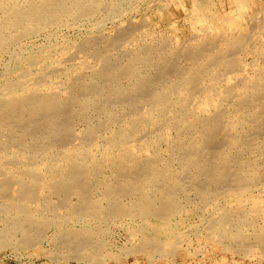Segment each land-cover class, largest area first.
I'll use <instances>...</instances> for the list:
<instances>
[{"label": "bare ground", "instance_id": "obj_1", "mask_svg": "<svg viewBox=\"0 0 264 264\" xmlns=\"http://www.w3.org/2000/svg\"><path fill=\"white\" fill-rule=\"evenodd\" d=\"M122 5V0H0V58L16 55L40 34H59L76 23L95 19L92 29L99 31ZM250 30L186 45L164 36L151 40L137 23L114 36L90 33L78 46L62 49L63 62L55 64L53 51L45 49L16 58L0 95V215L6 217L0 248L13 245L14 232H22L13 247L23 250L53 226L59 229V248L93 263L99 248L93 255L88 249L95 242L68 231L70 226L64 229L61 221L43 219L60 210L81 222L152 219L154 226L142 227L151 232L184 213L194 194L197 210L218 214L209 229L219 244L228 242L240 255L257 245L264 254V231H249L264 214V203L250 193L264 185V41L252 42ZM240 52L263 63L250 76L235 75L230 86L234 69L243 65ZM16 70L20 78L13 80ZM79 125L84 129L77 132ZM111 127V136H105ZM164 142L167 154L160 151ZM145 149L149 156L142 155ZM37 164L44 171L35 170ZM154 234L131 255H164Z\"/></svg>", "mask_w": 264, "mask_h": 264}, {"label": "rangeland", "instance_id": "obj_2", "mask_svg": "<svg viewBox=\"0 0 264 264\" xmlns=\"http://www.w3.org/2000/svg\"><path fill=\"white\" fill-rule=\"evenodd\" d=\"M122 3H123L122 10L119 13V15L116 16L115 20H108L104 24L103 28L99 31L95 32L94 29H92L94 28L93 26L96 23L95 19L84 21L81 23H76L72 27L67 28L68 30L65 29L59 32V34L55 33L54 31H51V32H48L50 34L43 33V34H40L38 37H34L33 39L27 41L24 44L22 48L23 50L22 49L17 50L16 55L14 54V55L1 56L0 58V95H2V90L10 82L9 81L10 78L6 76V72H8V70L11 69L12 67L15 68L17 59L20 58V55L22 56V54L23 56H25L26 55L25 52L27 53L31 50L37 51V50H44V49L48 51H53L52 59L54 63L56 64L60 60L63 62V60L61 59L62 49L66 47L70 48V47L78 46L82 42V40H84L86 37L91 35L90 33L95 32L96 34H100V35L104 34L108 36H114V34H117L119 29L121 30V28L122 29L126 28L127 26L131 24L137 25L138 23L144 32L150 33V35L152 36L150 37L151 40H153L155 37L164 36L166 38L171 39L174 43H178V44L189 45L192 42H193L192 44H195L208 35L210 37L215 36V38H219L221 37L220 34H223V32L224 34H227V35H235L237 32L248 30L250 28H251L250 30L251 33L249 34L252 36V38H255L254 41L252 40V42H256V39L257 41L259 40V42L261 43H263L264 41V32H263L264 31L263 29L264 28V21H263L264 20V0H145V1L122 0ZM132 6H136V7L138 6V7L135 10H133L131 8ZM229 15L232 17H230ZM220 18L222 21L220 20ZM141 22H144V24ZM257 22L261 24H257ZM254 24H257L256 26L257 28L253 30L255 26ZM144 25L146 26V28ZM250 26H252L253 28ZM215 28L216 30L219 29L218 30L219 32L216 31ZM204 30L206 31V33L204 32ZM252 30L254 33H252ZM261 31L263 32L262 34H261ZM49 36L52 38H50ZM127 43L131 44V43H134V41L130 40ZM250 44L248 45L249 46L247 48L248 50L251 47ZM52 45H54L53 47H56V49H54L55 51L51 47ZM20 51L23 53H20ZM243 53L244 52H240L238 54V57H241L242 60L244 59L245 61L243 60V65L237 66L234 69L233 74H232V77L233 76L234 77L233 78L230 77L231 79L229 80L230 86L231 84L232 86L235 84L234 78L240 77L237 75L239 74L241 75L242 73H244L245 75L250 76L257 69L256 67H258V65H261L263 63V60L261 61L260 59H256L251 54V52L244 53V54ZM185 63L186 62L182 63L183 66L187 65ZM26 67L28 66H25V68ZM240 69L242 70L241 72H240ZM38 70L39 68L34 67L32 68L31 71L32 73H37ZM235 75L237 77H235ZM12 76L14 77V78L11 77L13 80L15 78L19 79L20 72L16 70ZM2 81L3 82L5 81V82L2 83ZM225 105L229 107V105L227 104ZM112 128L113 127L108 129L106 133H104V135L107 137L111 136ZM82 129H84V127L81 125L76 127L77 132H80ZM115 130L117 131L116 128ZM130 145L133 149L135 148L134 150L138 151V147L135 145V143H131ZM160 151L163 154L168 153L166 142L160 145ZM94 152L97 154L99 153L96 150H94ZM27 153L28 151L26 152V154ZM142 155L149 156L150 151L145 149ZM3 166L6 168L5 170L7 172L9 173L13 172L12 166L10 167V165H7L5 163H3ZM35 166L36 167H34V169L36 168L41 172L44 171V168H46L42 164H37ZM21 167L30 168L31 166L26 165V163L25 164L23 163ZM254 188L255 189H253L250 193H252L256 199L258 200L261 199L259 200L261 203H264V185L259 186V187H254ZM55 200L56 198L53 199L54 202H56ZM77 202H78L77 199L73 198L71 200V205H75ZM127 203H130V202L127 201ZM221 206L223 207L225 206V204L221 203ZM198 207H200V202L197 196L196 195L194 196V194H191L190 203L185 206L184 213L177 216L176 218L174 217L173 220L171 218L169 221L163 224L160 228L156 229L155 231H151V232H145L143 228H144L145 223H149L150 225L153 224L152 226H154L156 222L152 219L145 222L144 220H139V219H136V220H130L127 218L117 219L114 217L110 219L102 218L94 222L93 220L87 218V219L82 220L81 222V219H76V220L70 219L71 217L68 216V212L66 210H60L59 213L55 214L56 216L55 215L47 216L46 219L44 218L43 220H46L47 222L50 221L53 223L57 221L58 222L61 221L63 222V225H66L64 226V229H67L70 226V228L72 227L71 228L72 230L68 228L67 229L68 231L71 232L75 230L74 233L76 234L78 233V234L86 235L85 236L87 237L86 239H89V240L91 239L90 240L91 243L95 242L94 244H92V247L88 249L89 251L88 253L93 255L95 249L99 248L98 256H97L98 261L100 260L99 262L96 261V262L91 263V262L77 261L76 260L77 258H75L74 254L70 250L64 247L59 248L58 245L55 244L56 243L55 239L59 235V229L53 226H48L46 228V231L43 230L42 239H37V241L35 240L36 241L34 242L35 245L33 244L29 246L30 248L27 247L28 249L25 248L23 250H17L16 247L15 248L13 247L14 243L19 242L23 238L22 232H14L13 234L14 236H12L13 245L10 244L8 247H5L3 249L0 248V264H264V254H262L260 248L257 245H252V249L250 250V252H248L247 255H242V254L240 255L239 253L233 252L231 251V249H229L228 242L227 243L224 242V244H226V247L225 245L219 244L217 242V238H213L211 236V230L209 229L213 220L218 217V214L216 213L213 214L209 210L199 211L197 210ZM0 217H1L0 218V234H1L2 232L6 230V225H4L3 223L6 217L4 218V216L2 215H0ZM65 217L67 218L66 220H65ZM262 217L257 220V223L254 224L253 227H250V230H249L250 233L261 232L262 230L264 231V229H262L264 228V220H263L264 214L262 215ZM85 222H88V224ZM97 224L99 226H96ZM102 224L105 226H102ZM92 226H95V227H92ZM90 227L94 229L90 230ZM97 227L99 229H97ZM24 228L25 230L30 229L29 226H24ZM100 228L101 230L103 229L102 233H101ZM55 229H57L58 231ZM96 229L100 230V232L97 231L98 232L97 233ZM251 230H254V231H251ZM95 232L97 233V235ZM178 232L181 235L180 234L178 235L177 234ZM91 234H94V235L92 236ZM153 234L157 238L156 243L163 245V248L167 250L164 255H162V253H155L151 257L147 255L145 256L144 253H142L143 255L141 254H137L134 256L131 255L134 252H136L139 247H142L144 243H149L150 241L148 240V236L149 238H151ZM98 238L100 240H98ZM98 244L100 245V247ZM172 244H173V248L175 249L173 248L169 249V247ZM57 249L58 250L61 249V250L57 251ZM253 251H254V254H253ZM168 255H170V257ZM71 256H72V259H69L71 258ZM74 260H76V262Z\"/></svg>", "mask_w": 264, "mask_h": 264}]
</instances>
